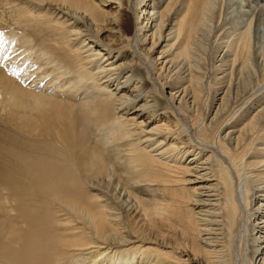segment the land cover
Returning <instances> with one entry per match:
<instances>
[{
	"label": "bare ground",
	"instance_id": "bare-ground-1",
	"mask_svg": "<svg viewBox=\"0 0 264 264\" xmlns=\"http://www.w3.org/2000/svg\"><path fill=\"white\" fill-rule=\"evenodd\" d=\"M32 1L3 37L30 87L5 78L7 92L27 112L39 88L94 130L49 137L54 160L70 159L39 167L38 194L9 198L22 227L0 233V264H264V0H52L43 54L28 33L48 0ZM170 218L184 242L135 228Z\"/></svg>",
	"mask_w": 264,
	"mask_h": 264
},
{
	"label": "rangeland",
	"instance_id": "rangeland-1",
	"mask_svg": "<svg viewBox=\"0 0 264 264\" xmlns=\"http://www.w3.org/2000/svg\"><path fill=\"white\" fill-rule=\"evenodd\" d=\"M25 1L26 0H0V233H2V236L5 235V231L13 230L17 232L22 227V220L20 218L21 216L16 213L15 217L14 214L10 212L11 203L9 198H12V196L16 197L17 194H21L22 190L26 187H30L34 191L33 193L38 194L41 192L39 183H37L38 171L42 169L39 167L47 166L46 168H49L50 164L52 163H63L70 159V156L63 155V157H55L54 160L53 156H55V154L52 153V150L49 147V137L51 135L58 134L61 141L66 143L63 140V137H71L72 133L71 129H66L68 125H71V128H73L76 132L83 131L86 137L92 134L94 130L92 121L88 120L86 123H81L77 118V114L73 108L63 107L58 109L54 105L48 104V99H51L49 98L50 95L43 93L38 87H36V89L38 88L37 90H30L29 94L25 98V100H27V112L20 110L18 106L14 105L13 101L11 100V97L7 92V88L5 87L7 86L5 78L7 80L10 79L13 81L15 85L17 84V90L19 92H22L21 88L27 90V88L30 87V84H28L27 81H24L23 78L24 74L27 73V71L24 70L26 69L27 65L20 67L18 66L19 63L16 60L18 48L14 47L12 44L13 42L3 40L5 35H10L13 33V31H16V29L21 30L22 28H25L24 24L23 26L18 25L20 20L22 23L25 22L24 18L26 13L24 12V9L26 7H30V4L35 5V3L32 1L29 3V6H27L26 3L24 4ZM50 3H52V0H48L45 4L41 3L44 5L43 8H40L35 12H31L34 17L43 20L36 22L37 31L30 30V33H28L29 35L34 36L33 44L35 48L33 52L35 54H43V51L50 52L53 48L51 44L45 41L43 36L38 35H43V32L40 30L46 29V23L50 22V25L54 23V19L50 20L51 16H49L47 12L49 10L48 4ZM34 5H32L31 8H33ZM128 28L129 31L132 30L130 22L128 23ZM68 40L69 39L65 36V39H62L61 44H66ZM67 45L69 48L65 46L67 47L66 49H72V45H70V43ZM20 51L21 50H19V52ZM23 59H25V56ZM203 71L204 77H202V79L204 81H201L202 83L199 86L201 87V92L199 93L200 105L198 104L197 111L195 112V115L198 119L197 121L199 123H202V121L207 118V112L212 103V82H210L209 79L210 70L207 67ZM37 97L44 99V103L46 105L43 107V109L48 114L37 110L35 107V100ZM25 118H30L32 122V124L27 128L24 121ZM48 118H50L52 122L59 126L56 133H53V131L50 129ZM24 184H28L29 186H25ZM44 192L48 193L46 190H44ZM28 193L32 195V192ZM152 197L154 196L151 194V197L144 198L149 199ZM15 204L18 205V208L21 207L18 202ZM156 220L157 219H155L153 223L157 222L156 226L159 227V229H157L155 225L153 226V224L149 221L138 222V229L137 226L135 228L140 233L144 232L143 234H146V236L150 238L156 237V233L159 230L164 231L165 229L166 231L168 230L170 234H173V238H167V240H169L171 243H175L177 240L184 242L185 236L183 234H179L178 236L177 234L180 232L174 225L175 218H170V222ZM129 222L132 223L130 217ZM140 223L143 224L141 225ZM170 223L171 225H169ZM145 225L147 230H145ZM162 225L164 227L167 226V229L163 228Z\"/></svg>",
	"mask_w": 264,
	"mask_h": 264
}]
</instances>
